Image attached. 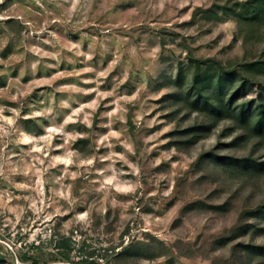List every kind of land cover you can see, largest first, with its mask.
<instances>
[{"label": "rangeland", "instance_id": "374dc122", "mask_svg": "<svg viewBox=\"0 0 264 264\" xmlns=\"http://www.w3.org/2000/svg\"><path fill=\"white\" fill-rule=\"evenodd\" d=\"M244 1L0 0V264H256L264 172L229 158L264 161V134L191 88L247 78L258 104Z\"/></svg>", "mask_w": 264, "mask_h": 264}, {"label": "trees", "instance_id": "16d2710c", "mask_svg": "<svg viewBox=\"0 0 264 264\" xmlns=\"http://www.w3.org/2000/svg\"><path fill=\"white\" fill-rule=\"evenodd\" d=\"M239 19V23H243L248 26L253 24H258L264 20V0H251L244 1L237 5V9L234 10ZM264 66V61H263ZM249 67V64L248 66ZM216 78V79H215ZM230 79L225 75L218 74L214 76L210 73L196 74L193 77L191 88L196 95V101H200V108L206 109L210 108L211 111L217 115H227V111L230 110L229 106L234 104V113L238 117V122L240 125H244L254 133V135L264 134V100L262 95H264V85L259 86V101L258 104L247 102H236L238 97L248 93L249 84L248 79L244 78L240 81L236 89H234L228 96V102L223 104L222 95L220 94L221 88H223V80ZM194 102V101H193ZM195 103V102H194ZM196 105V103H195ZM194 105V106H195ZM197 107V105H196ZM195 127V126H194ZM197 128V127H195ZM195 136L191 139L194 141ZM217 157V156H216ZM218 158L225 159V157L219 156ZM233 165L239 164L240 168L249 169L256 171V174L264 172V161L247 162L245 158H229ZM252 216L264 219V201L261 205L255 207L252 210ZM262 230V229H259ZM263 231V230H262ZM68 239H62L58 242L56 247H63L67 250L71 248ZM241 250L246 252H252L257 256L258 261L256 264H264V244L263 245H241Z\"/></svg>", "mask_w": 264, "mask_h": 264}]
</instances>
